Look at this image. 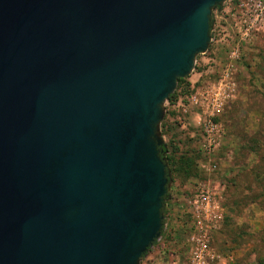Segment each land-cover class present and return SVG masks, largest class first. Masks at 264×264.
Instances as JSON below:
<instances>
[{
  "label": "water",
  "instance_id": "95a60500",
  "mask_svg": "<svg viewBox=\"0 0 264 264\" xmlns=\"http://www.w3.org/2000/svg\"><path fill=\"white\" fill-rule=\"evenodd\" d=\"M225 1L0 0V264H138L162 106Z\"/></svg>",
  "mask_w": 264,
  "mask_h": 264
},
{
  "label": "rangeland",
  "instance_id": "374dc122",
  "mask_svg": "<svg viewBox=\"0 0 264 264\" xmlns=\"http://www.w3.org/2000/svg\"><path fill=\"white\" fill-rule=\"evenodd\" d=\"M234 2L227 0L212 9L207 50L195 57L196 71L200 73L198 83L202 84L214 79L232 46L238 44L237 92L221 116L225 137L215 158L216 170L209 173L196 167L199 154L194 122L188 115L180 114V106L172 112L165 102L162 128L161 122L158 125L159 137L169 151L177 147L182 153L196 155L195 174L184 179L181 174L173 175L170 171L161 208L159 240L138 264L184 262L188 231L184 204L199 183L213 188L218 200L220 229L211 243L219 257L218 264H264V159L258 158L264 155V32L251 34L239 42L231 13L227 12V7ZM181 101L186 104L185 98ZM179 120L186 127L175 125ZM254 138L260 143L259 148L252 141Z\"/></svg>",
  "mask_w": 264,
  "mask_h": 264
},
{
  "label": "built area",
  "instance_id": "2783aa9c",
  "mask_svg": "<svg viewBox=\"0 0 264 264\" xmlns=\"http://www.w3.org/2000/svg\"><path fill=\"white\" fill-rule=\"evenodd\" d=\"M228 7L227 12L231 13L232 25L239 42H244L251 34L264 32V0H235ZM238 59L239 48L236 43L228 52L226 61L220 66L214 79L202 84L198 83L200 73L192 69L186 78L189 84L186 104L183 105L181 99H178L171 108L175 110L180 106L182 116H186L190 109L193 113H198L196 127H192L197 130L196 149L199 160L196 167L199 170L209 173L216 170L215 158L225 137L221 116L229 109L236 96L235 75ZM179 124L181 128L186 127L183 121H179ZM184 214L188 231L184 240L186 252L182 264H218L219 257L213 252L211 243L220 229L221 214L213 188L196 184L185 201Z\"/></svg>",
  "mask_w": 264,
  "mask_h": 264
},
{
  "label": "trees",
  "instance_id": "16d2710c",
  "mask_svg": "<svg viewBox=\"0 0 264 264\" xmlns=\"http://www.w3.org/2000/svg\"><path fill=\"white\" fill-rule=\"evenodd\" d=\"M217 7H218V5L214 6V10ZM211 25H212V13H210V20H209V35H210ZM210 38H211V36H210ZM193 69L196 71V64L194 65ZM186 78L177 79L175 90L166 99V103H167V106L169 108H172L175 105V103L177 102L178 99L185 98L188 95V93H189V84L187 83ZM171 111L174 112L173 109ZM179 121H182V120H179ZM176 123H175V125H179V122H176ZM160 128H162V122L160 123ZM252 141L254 143H256L255 144L256 148L257 147L259 148L260 143L259 142H255V138ZM178 152H179V154H178ZM251 153L255 154V152L253 150H251ZM159 155H160V158L162 159L163 163L165 164V174L167 176V182L169 180L168 179V177H169L168 175L170 174V171H171V173H173V175L181 174L184 179H187L191 175L195 174V164H194V157H196L195 154H194L195 156H193V155H190V154H188L186 152L182 153V152L179 151V148H177V147H173L172 151H169L167 149L166 145L162 144V146L159 148ZM261 155L262 156H258V158L263 160L264 159V155L263 154H261ZM165 197H166V195L164 196V198ZM161 226H162V221H161ZM157 240H159V237H158ZM157 240L153 241L151 246ZM149 248L147 249V251H149ZM146 252L141 255L140 259H142L145 256Z\"/></svg>",
  "mask_w": 264,
  "mask_h": 264
},
{
  "label": "crops",
  "instance_id": "0c3cea01",
  "mask_svg": "<svg viewBox=\"0 0 264 264\" xmlns=\"http://www.w3.org/2000/svg\"><path fill=\"white\" fill-rule=\"evenodd\" d=\"M191 110V109H190ZM190 110H188V113H187V115H188V117L190 118V119H192V122H194V124H193V126L194 127H196V124H197V120H198V113H193L194 111H190Z\"/></svg>",
  "mask_w": 264,
  "mask_h": 264
}]
</instances>
